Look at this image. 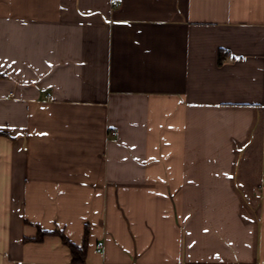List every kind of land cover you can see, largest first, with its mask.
I'll return each mask as SVG.
<instances>
[{
    "label": "crops",
    "instance_id": "crops-1",
    "mask_svg": "<svg viewBox=\"0 0 264 264\" xmlns=\"http://www.w3.org/2000/svg\"><path fill=\"white\" fill-rule=\"evenodd\" d=\"M263 175L264 0H0V264H264Z\"/></svg>",
    "mask_w": 264,
    "mask_h": 264
},
{
    "label": "trees",
    "instance_id": "trees-1",
    "mask_svg": "<svg viewBox=\"0 0 264 264\" xmlns=\"http://www.w3.org/2000/svg\"><path fill=\"white\" fill-rule=\"evenodd\" d=\"M49 234H59L63 244L69 247L71 254H72V263L73 264H82L84 262V255H85V246L86 241L84 242L83 246L81 248L76 247L74 244H72L63 234L59 232L49 233V232H43L40 231L38 236L35 238V241H41L45 236Z\"/></svg>",
    "mask_w": 264,
    "mask_h": 264
},
{
    "label": "built area",
    "instance_id": "built-area-1",
    "mask_svg": "<svg viewBox=\"0 0 264 264\" xmlns=\"http://www.w3.org/2000/svg\"><path fill=\"white\" fill-rule=\"evenodd\" d=\"M113 5H117V2H113ZM262 186L264 187V175H263V178H262ZM100 250H98L99 252Z\"/></svg>",
    "mask_w": 264,
    "mask_h": 264
}]
</instances>
